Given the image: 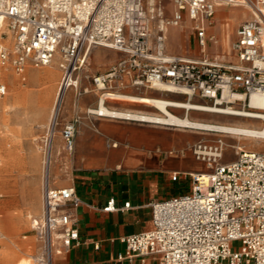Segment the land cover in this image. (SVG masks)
<instances>
[{
    "label": "built area",
    "instance_id": "1",
    "mask_svg": "<svg viewBox=\"0 0 264 264\" xmlns=\"http://www.w3.org/2000/svg\"><path fill=\"white\" fill-rule=\"evenodd\" d=\"M170 2L171 15L165 0H0V64L22 74L27 67L41 69L57 61L62 71L59 92L67 96L73 90L77 107L87 94L97 95L98 108L128 89L156 87L210 109H250L253 94L264 96V0ZM222 6L245 8L251 17L239 26L228 55L210 56L209 46L219 43L212 30ZM187 24L202 53L197 58L167 50L170 28ZM97 47L122 57L105 72L92 73L89 58ZM6 90L0 84V94ZM96 108L88 114L98 115ZM60 114L49 124L42 213L33 220L39 264H54L56 243L70 249L80 242L75 210L82 200L73 186L53 187L50 180ZM81 119L78 111L61 130L71 153ZM188 150L209 171L190 174L188 193L151 204L153 228L121 239L129 256L156 257L159 264H264V152L239 148L235 160L223 162L225 142L220 138L168 154L184 156ZM105 210H118L115 201ZM235 242H241L239 250L233 248Z\"/></svg>",
    "mask_w": 264,
    "mask_h": 264
},
{
    "label": "crops",
    "instance_id": "2",
    "mask_svg": "<svg viewBox=\"0 0 264 264\" xmlns=\"http://www.w3.org/2000/svg\"><path fill=\"white\" fill-rule=\"evenodd\" d=\"M236 9L247 12L243 17L235 19L232 11ZM218 12L220 16H217V24L212 31L220 38L223 46L225 42L221 24L226 20V15L229 16L228 21L231 20L230 41L236 39L239 26L251 16L247 9L234 6L219 7ZM227 46L231 49L230 44L227 43ZM55 65L58 66L54 67L55 70L62 76L57 61L50 66ZM30 69L37 68L27 67L18 75L25 81ZM31 76L42 82L37 75ZM7 91L0 95H6ZM93 95H84L77 107L76 100L72 102L74 91L68 92L61 110L58 131L53 138L51 185L57 188L73 186L82 200V204L75 210L80 242L70 249L56 243L59 252L55 254L54 264H159L156 257L145 260L137 256L131 258L121 239L153 228L152 203L190 191V174L203 172L202 161L197 160L189 150L184 156H172L168 152L184 149L203 140V132L90 115L88 109L97 107V95ZM49 102L45 103L41 114L47 115ZM109 107L116 111L151 113ZM78 111L82 119L77 127L75 148L71 153L66 149L60 130L74 120ZM176 173L179 174L177 179L174 178ZM40 182L39 159L30 165L23 159L19 163L13 190L15 202L21 204L22 208H26L29 196L35 200L31 206V211L37 215L32 218L34 231L33 220L42 213ZM111 200L115 201L118 210H105ZM128 202L130 207L125 208ZM9 203L1 202L0 206L7 207ZM5 210L7 214L11 213L7 208Z\"/></svg>",
    "mask_w": 264,
    "mask_h": 264
},
{
    "label": "rangeland",
    "instance_id": "3",
    "mask_svg": "<svg viewBox=\"0 0 264 264\" xmlns=\"http://www.w3.org/2000/svg\"><path fill=\"white\" fill-rule=\"evenodd\" d=\"M165 5L169 9V15H171L173 6L170 0H165ZM245 12L247 11L244 9H236L232 11V16L238 19L243 17ZM217 16H220L219 12ZM217 16L216 19H218ZM228 18L229 16L226 15V20L221 24L225 42L223 45L224 50L228 47L227 43L231 45L233 42V40L230 41L231 20L229 19L228 21ZM224 31L227 32L226 39ZM217 38L219 39V43L209 46V55H228L231 50L230 47L224 51L220 38L218 36ZM167 50L169 54L189 58L198 57L202 54L197 44L196 35L191 30L190 24L182 28H170L168 32ZM119 57H121V54L117 51L104 47L94 48L89 58L90 71L92 73L105 72ZM54 67L58 66L30 69L29 74L27 71L26 80L24 81L15 70L8 68L10 71H5V67L0 64V84L6 85L8 90L6 95H0V203L10 202L7 207L0 206V230L3 234L2 239H0V264H39L38 257L40 256L41 248L37 233L32 229V218L37 216L31 211V206L35 200L29 196L26 208H22L21 204L18 205L15 202L16 195L14 194L13 187L16 175L19 172V163L23 159H26L30 165L39 159L41 164L40 199L42 201L44 149L49 132L48 128L52 108L54 107V101L62 79L60 72L55 70ZM31 71L41 72L44 75V81L39 82L34 79L31 76ZM49 74L52 76L47 77ZM36 91L39 92L35 94ZM42 92L46 93L41 96L40 94ZM125 92L185 101V98L181 95H165L155 91L152 92V90L129 89ZM75 100L76 98L73 96L72 102H75ZM47 102H49L47 115L41 114ZM107 102H109V104H106L107 106L154 113L152 112L153 109L140 104L121 102L114 99L108 100ZM236 108L241 111H254L251 108L241 109L239 106H236ZM110 109L114 110V108ZM171 111L178 116L185 117V110L171 109ZM190 117L213 124L255 128L262 127L261 121H250L246 118L230 115L191 112ZM167 128L197 131V129L188 128ZM198 131L203 132V140L205 141L213 142L220 138L224 140L225 158L223 162L235 160L237 158L236 152L239 148L248 151L264 152V139L223 134L207 130ZM202 163L203 171L208 172L209 169H207L206 163ZM6 208L11 210V213L7 214L8 211L5 210ZM240 247L241 242H235L233 244L234 249L239 250Z\"/></svg>",
    "mask_w": 264,
    "mask_h": 264
},
{
    "label": "bare ground",
    "instance_id": "4",
    "mask_svg": "<svg viewBox=\"0 0 264 264\" xmlns=\"http://www.w3.org/2000/svg\"><path fill=\"white\" fill-rule=\"evenodd\" d=\"M170 31V30H169ZM225 39L227 38V32L224 31ZM6 45L10 44L8 39L3 41ZM228 50V47L224 51ZM51 67V66H48ZM5 71H10L8 67H5ZM31 75L36 76L42 80L44 75L41 72L36 74L31 72ZM52 75H47L51 77ZM46 88V87H45ZM152 91L159 92L161 94L162 90L154 87ZM46 92L40 94L43 96ZM169 94L179 95L174 91L170 90ZM39 95V97H40ZM166 95V94H165ZM66 97V93H57L54 107L52 108L50 122L55 120L63 107V101ZM243 98V97H242ZM41 99V98H40ZM114 100H119L127 103L140 104L153 109L154 113H138V112H127L122 110H112L106 106V104H101L100 107L96 108V114L103 117H113L117 119H123L128 121L144 122L150 124H157L166 127H176V128H188L197 130H207L213 132H219L223 134H233L238 136L253 137L258 139H264V96L259 94H253L250 99V108L254 111H241L237 110L236 106L228 105L226 107L210 109L208 106L201 105L194 102H187L182 100H173L170 98H165L161 96H148L139 94H130L123 92L118 94V97ZM233 101V98L230 99ZM39 102V101H38ZM41 103V102H40ZM238 105V104H236ZM172 110H185L188 114L187 117H181L173 113ZM189 110V111H187ZM191 112H206L211 114H222L246 118L248 120H258L262 122L261 128L255 127H241V126H229L221 124H213L203 122L201 120L192 119L190 117Z\"/></svg>",
    "mask_w": 264,
    "mask_h": 264
}]
</instances>
